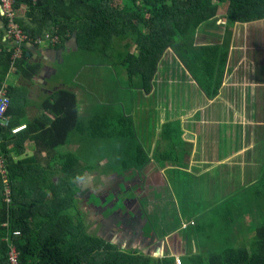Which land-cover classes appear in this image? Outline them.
<instances>
[{
	"label": "trees",
	"instance_id": "obj_1",
	"mask_svg": "<svg viewBox=\"0 0 264 264\" xmlns=\"http://www.w3.org/2000/svg\"><path fill=\"white\" fill-rule=\"evenodd\" d=\"M23 8L26 17H17V23L33 40L24 60L14 64L13 46L6 41L8 22L5 19V26L0 24V90L13 74L24 84L20 89L9 84L11 126L0 128L2 156L12 190L8 202V187L0 174V264H10L8 238L19 251L21 264H176L173 259L156 263L147 255L126 254L91 232L77 201V181L91 170L83 166L78 154L61 150L71 147L78 135L84 147L91 140L107 137L115 142H135L134 130L123 127L131 120L123 116L113 128L114 122H108L107 116L84 119L79 95L67 83L50 90L51 96L44 97L41 106L33 105L27 90L38 84L43 65L29 59L28 53L43 46L36 45L38 40L65 53L77 36L78 49L99 55L109 64L114 62L137 89L150 94L163 57L173 49L207 97L216 99L227 75L231 33L227 31L223 42L214 44V40L203 38L206 27L221 14L231 27L264 21V0H18L17 14ZM47 36L52 41H47ZM135 47L138 55L132 52ZM62 62L67 65L64 54ZM32 106L42 112L35 120L27 118ZM103 120L106 128L101 130ZM23 126L26 128L14 133ZM30 142L38 149L25 159ZM93 153L98 152L92 149L88 154ZM141 158L139 151L136 160ZM143 159L139 168L150 160L146 153ZM258 186L264 187V183L253 187L257 199L260 195L264 200ZM255 207L250 204L237 214L228 209L230 226L208 238L211 250L220 249V254L213 252L207 259L205 254L195 255L184 260L185 264H264V221H259ZM259 215L264 218V209ZM248 216L251 223L246 222ZM256 223L261 225L253 232ZM250 242L252 246L247 245Z\"/></svg>",
	"mask_w": 264,
	"mask_h": 264
},
{
	"label": "crops",
	"instance_id": "obj_2",
	"mask_svg": "<svg viewBox=\"0 0 264 264\" xmlns=\"http://www.w3.org/2000/svg\"><path fill=\"white\" fill-rule=\"evenodd\" d=\"M26 14L27 10L23 8L19 16L25 18ZM221 19L226 22L224 18H220V21ZM216 22L218 23V21ZM260 22L247 25L255 24L253 30L256 32L262 27ZM0 24L5 26L1 5ZM226 25H228L227 22ZM228 31L231 33V50L233 35L232 31L229 29ZM261 36L263 38L264 31ZM215 38L219 40L220 44L225 36L209 32L204 36L205 41H213ZM71 42L69 45H71ZM258 43L262 45L264 41L260 40ZM69 45L67 47L69 51L78 49V46H71L70 48ZM47 46L45 49H42L43 46H40V48L34 47L28 53L29 59L43 65L40 75L45 72L43 78H37L41 80V82L37 80L40 88L30 86L27 90L29 98L33 102L37 103L40 99L38 104L40 106L45 100L44 97L34 100L32 96L35 95L38 89L44 90L45 98L51 96L49 88L58 74L53 67L48 65V62H50L48 59L52 58L54 62H61V65L65 68L67 66L62 62L64 52L58 51V53L55 49H51L50 45L47 44ZM252 47H254L253 55L259 46L252 41ZM175 54L178 55L176 51ZM252 55L250 51L240 55L229 51L226 79L228 74L234 73L235 70L240 74L241 72L261 74L264 71V51L258 52L256 56ZM182 65L185 67L183 69L184 73L181 72L182 74H180L177 71V77L181 81L182 78H185V83L190 80L193 83L191 85L187 84L189 91L186 95L177 96L175 88L171 90L170 95H164V77L169 74L170 66L166 68L159 66L152 92L148 94L139 88L130 102L125 99L112 102L107 95L108 91L104 87L93 85L94 75L99 77L97 74L101 68L99 65L93 63L75 64L70 72H66L69 78L73 79V83L78 84L81 82L87 88V90L83 88L84 90L76 91L78 95H91V99H88L84 104L79 101L82 117L93 120L95 115L98 114L101 117L107 116L110 123H117L116 120L124 116L119 115L117 104H125L127 107L132 106V113L125 116L128 121L131 120V123L125 124L123 127L130 131L134 130L136 141L123 140L115 142L107 137L104 141L109 140V142H106L109 144L108 149L97 144L93 145L92 148H96L98 153L103 152L101 154L104 155L100 157L96 164L91 161V157H89L90 161L88 163L90 164L88 165H85V161L81 159L83 166L89 167L91 171L81 176L77 182L80 196L87 198L88 203L85 206L91 216L96 218V220H93L96 226L103 227L108 223H102L100 209L90 206L94 193L102 197L103 200L107 199L111 193L117 195L118 202H125L127 198L130 200L127 201L126 213L132 217L131 219L136 220L138 217L140 225H133L132 229L123 227L125 232H122V234L114 229V232L110 230L108 232L113 235V239L109 237L107 241L114 243L126 254L147 255L153 258L156 263L160 260H176L180 257L183 264H185L184 260L195 255L205 254V250L201 246L202 240L206 237L209 238L214 232L227 229L207 226L204 222L207 219L206 216L210 215L218 218L221 212L223 215V211L228 212V209L236 214L244 212L245 207L236 203L238 196L233 195L238 193V189L240 192L244 188L248 191L251 190L260 183L261 175L262 179L264 178V168H262V172L258 177L259 160L264 159V153L261 157L258 153H253L254 149L264 143V133H261L262 129L260 128H253L249 136L246 128V123L250 118H253L256 114L261 115L262 111L259 108L254 111V105H264V98L262 97L264 93H259V96L258 93L255 95L252 93V96L249 95L251 97L250 101L247 100V102H244V98L238 96L240 95L238 92H236V96L226 98L221 96L216 99H209L187 67L183 63ZM111 67L115 68L111 65L102 66V68L108 70ZM174 68L172 67L171 71ZM48 75H50L49 78H47ZM90 77L91 90L89 88ZM13 78L18 80L15 84L16 87L20 89L24 86L22 79L15 74L9 77V84L12 85L11 80ZM103 78L106 79V77ZM122 78L133 85L126 72H124ZM86 81H88L87 84ZM256 84L262 86L264 80L258 81ZM59 87H65L63 79L54 85L53 89ZM101 94L106 97L102 103L98 100ZM149 101L154 102L150 106L152 110L149 109ZM244 105L248 107L245 111ZM249 106H252V114L248 111ZM36 108L38 107L28 108L27 113L29 115L27 118L35 120L42 116V112H38ZM148 113H151V115H148ZM105 128L106 123L103 120L101 130ZM75 141L71 147L61 151L76 153L79 156L83 147L79 135ZM117 148L126 152L134 151L132 162L136 174H132L133 172L120 173L112 171L119 168V166L114 169L111 167V152H114ZM37 149L36 143L30 142L25 159L34 156ZM139 151L146 153L150 159L143 168L139 167L143 165L144 159L136 160ZM44 156L46 157V155ZM122 158L124 159V157ZM105 168H109L108 172L99 171ZM255 168L257 171L254 176L253 170ZM241 170L245 173L242 178L248 180L247 185L228 192L229 186L236 185L237 175ZM130 174L132 175L127 180L123 179ZM112 185L115 186L112 191L104 189ZM246 190L241 195L245 194ZM100 193H103V196H100ZM123 197L125 198L122 199ZM227 197L229 199H224ZM112 199L114 200L115 197ZM221 199L223 200L219 202ZM205 201L210 203V206L208 204L206 207L208 210L204 212L203 204ZM229 201L232 202L226 205ZM79 206L82 211H85V208L80 204ZM84 214L87 216L86 211ZM246 222L251 223L250 216L246 218ZM89 223L92 228L93 223ZM225 223L230 222L225 221ZM100 237L102 238L103 235L100 234Z\"/></svg>",
	"mask_w": 264,
	"mask_h": 264
},
{
	"label": "rangeland",
	"instance_id": "obj_3",
	"mask_svg": "<svg viewBox=\"0 0 264 264\" xmlns=\"http://www.w3.org/2000/svg\"><path fill=\"white\" fill-rule=\"evenodd\" d=\"M223 16V14H221L217 19L214 24L212 25H208L206 27L205 32H209V33H219L221 36H225L226 38V32L228 31V29L230 31H232V38H233V45L232 48L230 50V53H236V54H244L245 52L250 51L251 55L253 52L254 47H252V41H254L255 45L257 44L259 47L256 49V52L252 55V56H256L258 52H262L264 51V44L259 45L258 41L260 42V40L264 41V36L262 38L261 34L264 31V21L260 22L262 23V27L259 31L253 30V28L255 27L254 25H241V24H237L235 27L230 28V25H226V22L220 18ZM228 27V29H227ZM229 32V31H228ZM205 34H203V38H204ZM259 39V40H258ZM203 42V41H202ZM201 42V43H202ZM214 44H217L218 41L217 39H215L213 41ZM47 44H49V42H46L45 44H43L42 49L47 48ZM243 48V49H241ZM133 53H136L138 55V50L135 47L132 51ZM64 60L67 61V66L66 68L64 66H62L61 62L57 63L54 62V60H50V62H48V65L53 67L54 70L56 72H58L57 76L54 78V81L52 82V79L50 80L51 83V87L49 88V90H53L54 85H56L58 82H60L63 79V83H67L72 90L78 91V90H84L87 88H85L81 82H79L78 84L73 83V79H70L69 76L66 73V69H71L75 64L81 65V64H86V63H93L96 65L101 66V68L98 70L97 74L99 77H97L96 75H94L93 77V85L98 86V87H104L108 92L107 95L109 96V99H111L110 101L115 102V101H119L120 99H125L127 102H130L133 100L134 95H136V91H137V87H135L134 85H132L131 83H127L129 81H127L126 79L122 78L123 76V70L116 66L115 63L113 62L112 64L107 63L106 59H102L99 55L96 56H92V55H88L87 53L81 51L80 49L77 50H71V51H66L64 53ZM65 62V61H64ZM182 61L180 59V57L178 55L175 54V51L169 49L165 56L163 57V60L160 64L161 67H167L170 66L169 68V74L165 75L164 77V95L167 96L170 95L172 92L171 90L173 88H175V92L177 96H183L184 94L186 95V93L189 91V89H187V84L191 85L193 84L192 81H188V82H184L185 78H182V81L177 77V71L180 72V74L184 73L183 69L185 68L182 65ZM184 64V63H183ZM104 65H111L114 66L116 68H118L117 70L113 67L110 68V70L108 69H104L102 68V66ZM185 65V64H184ZM172 67H175L174 70L171 71ZM182 70V71H181ZM182 72V73H181ZM256 74V75H255ZM58 75H63L62 79L58 77ZM264 71L261 72V74H257V73H252L249 74L247 72H238L237 70H235L234 73H229L226 79V82L224 84V88L221 90L219 97H230V96H236V92H238L240 95H238L241 98H244V102L250 101L251 97L249 95L252 96V93L257 94L259 96V93H264V84H262V86H259L258 84H256V82L258 81H263L264 80ZM103 77H106V79H104ZM263 77V78H262ZM260 78H262L260 80ZM17 78H13L11 80L12 86H15V84L17 83ZM255 81V82H254ZM88 81H86L87 84ZM184 84V85H183ZM88 86V85H87ZM194 86V85H192ZM36 88H40V84H36L35 85ZM84 88V89H83ZM89 88L90 90L92 89V83H91V77L89 79ZM191 93L193 92L192 90L190 91ZM40 97H45V93L44 90H40L38 89L35 93L34 96H32V98L34 100H38ZM264 98V95L262 96ZM249 98V99H248ZM88 99H91V95L88 96H83V95H79V100L81 103H85ZM106 97L104 95L101 94V96L99 97V102L102 103L103 101H105ZM40 103V99L37 101V103L32 102L33 105L38 106V104ZM153 101H149V107L153 105ZM251 105V104H248ZM247 105H244V111L246 109H248V107H246ZM254 111L256 109H260L261 115L260 114H256L253 118H250L247 121V131H248V135H251V130L253 128H260L262 129L261 133H264V105H254ZM252 106H249V113L252 114L251 111ZM117 109H118V113L119 115H128L130 113H132V106L127 107L125 104H117ZM143 109V108H142ZM150 110H152V107L149 108ZM150 112V111H149ZM148 115H151V113H148ZM84 119H86V117H83ZM89 125V124H87ZM118 124L116 122H114L113 124V128H115ZM235 128V127H233ZM93 142H89L87 147H82V151L79 154V157L85 161L84 164L88 165L90 163H88L89 157H91V161H94V164L98 163L100 157L104 154L101 153H93V154H87L88 151L94 149L92 148L93 145H100L105 149H108L109 145L106 142H109V140H91ZM96 149V148H95ZM255 151L253 153H258L259 157H261L264 153V143L262 145H260L258 148L254 149ZM134 154V151L132 150L131 152H126L124 150H121L120 148H117L116 150H114V152H111V167L112 169L116 168L117 166H119L118 170H112L115 172H120V173H130L133 172L132 174H136V169L133 168L134 163L132 162V155ZM142 158H144V153H142ZM121 156V157H119ZM124 157V159L122 158ZM259 175L261 174V170L262 168H264V159H260L259 160ZM109 168H105V169H101L99 170L100 172H108ZM253 170V169H252ZM256 168L253 170V175L255 176L256 173ZM128 175L126 178H123L125 180H127L128 177H131V175ZM245 176L244 171H240L237 175L238 179L236 182V185L233 186H229L228 188V192L229 191H233V190H237L238 187L240 186H246L248 183L247 178H242ZM222 183V181H221ZM264 183V178L262 179V175H261V180H260V184ZM98 185V184H97ZM113 187L115 188L114 185L112 186H108L105 187L104 189L106 191H112ZM104 190V191H105ZM246 189H242V192H244ZM258 190L259 193L262 192L264 194V187L262 186H258ZM248 190H246L245 194L241 195L242 192H240V190L238 189V193H233L235 195L233 196H238L236 199V203L241 206L243 205L244 207L249 206L250 204L252 205H256L255 210H256V214H258L259 216V221L262 223L261 220L264 221V218H262L259 214L263 211L264 209V200L261 198V196H258V199L256 197V188H253L250 193L247 192ZM151 195V194H149ZM100 196H103V193H100ZM115 197V199L113 200L112 198ZM105 198V197H104ZM117 195L114 193H111L110 196L103 200L102 197H99L96 193H94L92 201H91V205L90 206H94L98 209H100V211L102 212V223H108V225L110 226L111 230L114 229L117 232H120L122 234V232H125L124 230V223H126L128 220H130V217L126 212H127V200L125 202H118V200L116 199ZM125 197H123L122 199H124ZM82 199V201H81ZM224 199H229V197L224 198ZM109 200V201H108ZM113 200V201H112ZM223 199L219 200L222 201ZM77 201L78 203L85 208V211L87 213V216L84 214L85 211H82V214L84 215V217H86L87 222H91L93 223V227L91 228V232L94 234H97L100 237V234L103 235V239L105 240H109V237L111 239H113V235L110 234L108 232V227H99L96 226L95 223L93 222V220H96V218L94 216H91V214L88 211V208L85 206L86 203H88L87 198L77 195ZM116 202V203H115ZM252 202V203H251ZM90 203V201H89ZM195 204V203H194ZM193 204V205H194ZM210 203H208L207 201L204 202L203 204V211L205 212L207 205ZM88 206V204H87ZM84 212V213H83ZM251 217V216H250ZM206 220H204L205 224L209 227H218V228H228L230 226V224L225 223V221L230 222L229 220H227L229 218L228 212L223 211V215L222 212L219 215L218 218L216 217H212L210 215L206 216ZM113 219V220H111ZM111 220V221H109ZM114 221L116 222V225L114 227ZM236 221V219L234 220ZM252 221V219H250V222ZM119 222V223H118ZM118 223V225H117ZM90 224V223H89ZM254 225V224H253ZM261 224H255L253 226L252 231L253 232H257L259 226ZM150 231V230H148ZM236 241V239L232 240V245L233 243ZM111 242V241H110ZM253 242H250L249 244H247L248 246H252ZM239 245V240L236 243V246ZM201 246L202 249L205 250V255H206V259L208 256L210 255H214L215 253L213 252H221L220 249H212L210 248L211 244L208 241V237L204 238L201 242ZM208 253H213V254H208ZM180 258V257H178ZM177 258V259H178ZM176 259V260H177ZM181 259V258H180ZM183 262V260H182Z\"/></svg>",
	"mask_w": 264,
	"mask_h": 264
},
{
	"label": "built area",
	"instance_id": "obj_4",
	"mask_svg": "<svg viewBox=\"0 0 264 264\" xmlns=\"http://www.w3.org/2000/svg\"><path fill=\"white\" fill-rule=\"evenodd\" d=\"M18 0H0V5L3 9V15L6 19L7 23V42H11L13 45V61L14 64L18 61L24 60L26 55L27 49L30 43L33 42L31 37L27 35L23 29L17 23V17L19 18V14H17L15 10V5ZM34 2H38L40 0H33ZM47 41H50V36H47ZM57 40V39H56ZM52 41V40H51ZM53 42H55L53 40ZM36 45L40 46L46 43L45 40H38L35 42ZM13 64V66H14ZM9 84H6L0 90V128L2 129H9L11 126L12 119L8 116V112L11 105L10 97L8 96ZM26 126L19 128L14 131V133H19ZM2 148L0 145V174L3 175L5 179V184L8 187L6 193L8 195V202L11 200L12 190L11 187L8 185V172L5 166V160L2 156ZM20 233H17L16 236H20ZM5 242L10 244V264H21L20 263V254L19 251L14 243L8 238ZM176 264H183L182 259L178 258L176 260Z\"/></svg>",
	"mask_w": 264,
	"mask_h": 264
},
{
	"label": "flooded vegetation",
	"instance_id": "obj_5",
	"mask_svg": "<svg viewBox=\"0 0 264 264\" xmlns=\"http://www.w3.org/2000/svg\"><path fill=\"white\" fill-rule=\"evenodd\" d=\"M58 58V56L56 57V59ZM51 60H52V58H50ZM49 60V59H48ZM45 68H46V66H45ZM44 75H45V72H43V74H41L40 76H39V78H43L44 77ZM50 77V75H48L47 76V78H49ZM39 82H41V80H39V79H37ZM113 220V219H112ZM140 220H139V218L137 217L136 218V220H134V219H131L130 218V220H128L126 223H124L123 225H125L124 227H125V229L126 228H130V229H132L133 227V225H135V226H139L140 225ZM115 225H116V222L114 221V227H115ZM106 227H108V231H110L111 230V228H110V226L107 224V225H105ZM105 226H103V227H105ZM105 227V228H106ZM112 232H114L113 231V229H112Z\"/></svg>",
	"mask_w": 264,
	"mask_h": 264
},
{
	"label": "water",
	"instance_id": "obj_6",
	"mask_svg": "<svg viewBox=\"0 0 264 264\" xmlns=\"http://www.w3.org/2000/svg\"><path fill=\"white\" fill-rule=\"evenodd\" d=\"M71 46H78L77 45V36H75L71 42V45H69V47L71 48Z\"/></svg>",
	"mask_w": 264,
	"mask_h": 264
}]
</instances>
